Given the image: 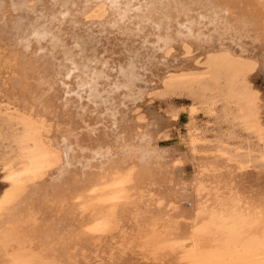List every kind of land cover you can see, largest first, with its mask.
<instances>
[{
  "label": "bare ground",
  "instance_id": "bare-ground-1",
  "mask_svg": "<svg viewBox=\"0 0 264 264\" xmlns=\"http://www.w3.org/2000/svg\"><path fill=\"white\" fill-rule=\"evenodd\" d=\"M183 98L190 103L179 106L178 100ZM156 100L167 104L169 109L164 113L159 111L153 103ZM184 111L187 120L182 132L179 118ZM172 137L177 139L176 144L161 146V142ZM109 164L112 170L108 169L111 165L106 166ZM92 166L99 167L97 169L101 171L107 167V173L98 171L100 173L95 175L96 169ZM192 167L200 171L197 175L202 180L199 177L201 181H197V175L192 178L193 181L187 180L191 187L184 183V187L180 186V191L178 189L184 192L183 195L176 191L180 185L178 180H185L181 176ZM200 169H205L207 174L210 173L207 170H213L208 178L210 181L211 177L217 182L220 180L219 186L215 183V186L211 185L213 182L203 185L205 170ZM118 174L135 184L130 188H121L130 190L135 187L131 193L133 190L138 192L139 188L138 194L145 198L151 195L149 197H154L153 200L158 197L153 196L158 193L154 186H166L172 180L171 185L175 181L177 188L174 191L178 194L173 193L172 198L170 185V190L166 189L168 186H163L164 193L170 191L166 197L172 200L166 198V201L165 194L159 189L161 192L158 195L162 193L161 199H165L166 204L158 198L164 204L157 203V207H167V202L178 205L176 201L180 199V203L185 205L183 197H188V201L192 198L189 203L186 202V207L181 209L178 206L180 212L176 206L171 209L173 212L169 210L171 207H165L172 212V217L160 207L158 215L163 212L164 216L180 220L179 216H190L189 211L196 208L195 214L201 216L204 213L203 203L206 206L207 201V209L215 206L209 209L215 219H209L210 216L204 213L203 216L208 217H205L206 220L202 216L205 221L196 216L183 222L187 221L186 225L191 220L192 225L193 222H207V226H211V229L208 228L211 234H206L211 238L210 235L216 236L218 232L223 235L230 233L233 228L226 226L235 225L239 230L237 235L230 234L227 239H236L237 243L246 246L253 245L254 240H249L253 233L257 236L256 244L260 243L259 238L264 240V0H0V241L4 240L3 244L0 242V264H12L11 261L21 264V261L14 260L19 255L23 258L24 255L27 258L31 255L28 263L31 261L34 264H44L45 261V264L47 261L49 264H139L131 262L132 258L135 254L136 257L137 254L145 256L146 251H143L147 249L149 253H146L151 257V261L145 259L148 263L196 264L199 261L198 264H210L208 261L215 253L213 256L211 252L206 254L203 247L202 253L199 252L201 255L198 254L204 257V253L205 257H209L208 261L195 255L198 250L191 252L201 262L200 259L193 262L196 258L192 255V261L188 252L185 250L183 253L182 249V253L178 252L181 256L177 252L174 254L179 257L184 254L182 258H188V263L178 256L170 258L173 252L169 250L171 247L166 248L170 246L166 241L172 242L173 238L175 241L180 232L183 234L185 226L181 224V228L178 227L179 222H183L178 221L175 225L178 230L176 228L175 231L174 225H171L174 221L169 222L171 229L168 224L160 223L159 227L156 222L162 218L155 219L157 229L165 227V233L162 230L158 235L165 237L166 231L173 230L167 232L173 237V233L177 232L175 237L169 236L172 240L166 237L169 241L158 237L160 243L167 244L162 248L153 235L156 233L155 224L151 223L154 219L147 218L148 225L145 222L148 209L145 210L146 215L141 212V218L146 216L143 223L140 216L139 222L133 218H137L139 211L131 215L134 210L151 208L147 204L142 205L139 195L136 206L129 208L124 204L132 205L133 197L137 195L126 199L129 204L132 203L130 205L122 203V206L120 202L122 207L119 203L113 206L111 204L114 203L110 204L106 199L114 190L113 194L117 193L118 188L112 187V191L102 182L111 191L102 187L104 192L87 196V190L83 191L87 184L78 185V180L76 183L74 179H88L92 190L93 187L103 186L96 178H105L107 183L112 176L117 178ZM114 177L112 180H115ZM158 180H166L167 184L163 181L157 186ZM148 181L151 184V181H157L153 182V189L147 186V192L151 191V194L144 193L146 188H140ZM193 182L196 183L194 188ZM206 184L212 189L202 187ZM74 185L76 190L85 194L70 192V187ZM182 188L189 191V195ZM213 188L218 190L215 197L222 191L224 196L218 195L220 198L214 200ZM190 189L202 195L196 193L194 196ZM205 190H212L213 194ZM152 192L155 193L152 195ZM102 194L109 196L105 198ZM179 194L183 196L177 197L178 200L174 198ZM80 195L87 196L85 201L76 202V197ZM191 201L198 203L195 208ZM108 202L112 208L119 206V209H110ZM105 207L110 210L109 213L113 211L112 217L116 214V225L119 223L122 226L120 221L125 217L124 212L130 213L129 219L123 220L125 226L118 225L123 229H113L110 232L112 237L103 233V238L92 233L93 229H88L91 234L86 232V226L89 228L95 224L89 216L105 213ZM176 209V214L180 215L173 214ZM199 210L203 213L199 214ZM102 213L101 217L106 218L108 213L105 216ZM149 213L148 216L151 215ZM164 218L165 222L170 220ZM112 219L111 223L114 222ZM128 222L145 225L141 230L148 237L152 235L154 240L146 234L142 235L139 227L143 225L134 228L137 225L132 227V223L128 225ZM146 225L153 229L147 230ZM212 228L220 230L213 233ZM157 229V232L161 231ZM146 230H153V234L149 232L151 235H148ZM219 233L218 236L221 235ZM140 234L141 241L140 236L138 239L134 237ZM207 235L205 238L201 235L203 240L198 239L207 241ZM239 236L242 237L240 241ZM144 237L148 246H145L144 239L142 241ZM113 240H116V245ZM123 240H126L125 244ZM156 242L157 248L153 250ZM120 243L123 247L117 248ZM7 252L12 254L13 260L10 261L12 258ZM151 252L157 255V260L158 255H165L159 258L161 263H155L156 258ZM14 253L20 254L17 256ZM167 255L170 261L166 260ZM216 255L219 262L214 263L224 264L226 259L220 260L224 254ZM249 255L242 256L243 260L240 258L236 263H257L251 261ZM228 260L229 264L235 263L230 257Z\"/></svg>",
  "mask_w": 264,
  "mask_h": 264
},
{
  "label": "rangeland",
  "instance_id": "rangeland-1",
  "mask_svg": "<svg viewBox=\"0 0 264 264\" xmlns=\"http://www.w3.org/2000/svg\"><path fill=\"white\" fill-rule=\"evenodd\" d=\"M259 84L261 85V80L259 81ZM161 102H162V101L156 100V101L153 102V103H155V105H156V107H157V109H158L159 111L162 110V112L164 113V110L169 109V106H168L167 104H165L164 102H162V103H161ZM189 103H190V101H189L188 99H186V98L184 99V98H183L182 100H178V103H177V104H178L179 106H182V105H186V104H189ZM177 104H176V105H177ZM157 105H158V106H157ZM182 116H183V117H182ZM186 120H187V114H186V112L184 111V112H182V114L180 115V118H179V121H180V128L182 129V132H184V124H185ZM202 121H203V120H202ZM176 143H177V139H176L175 137H172L171 139L166 140V141H164V142H161L160 144H161V146H165V147H166V146H170V145H173V144H176ZM91 164H92V163H91ZM94 165H95V163H93V166H94ZM96 165H98V163H97ZM110 165H111V164L106 165V166H110ZM93 166H92V167H93ZM104 166H105V165H104ZM115 167H116V166H115ZM93 168L96 169V170L93 169L94 172H96L95 175H97V173H98V174L100 173V172H98V171H101V170H98V169H100L99 167H97L98 169L96 168V166L93 167ZM109 168H110V169L113 168L112 165H111L110 167H108V169H109ZM193 168H195V167H192V169H191V173H183V175L181 176V179H185V180H181V181H179L178 179H176V181L178 180V182H180V185H179L178 188H177V185L174 184L175 181H173V182H172L173 184L171 183V185H170V182H171L172 180H171L170 182H168V184H167L166 180H162L161 182H160L159 180H158L159 182L155 181V182H157V183H156L157 186H158V183H160L159 185H161V184L164 183V182L167 184L166 186H168V187H166V186H164L165 184H163V185L159 186V187H161V188H159V187H158V188H157V187L155 188V186H154V183H155V182H154V181H151L152 184L149 183V181L147 182V184H146V182H145V183H142L143 186L140 185L141 187H140V186H139V187H140L141 189H143V187L146 188V189H143V191H146V192H144V193L151 194V193H149V192H151V191L147 192L148 187L151 188V186H152V189H153V186H154V189H157L158 193H157V191H155L157 194H154L155 192H152V195L154 194L153 196H155V195L158 196V197L155 196V197L157 198L156 202H154L156 198L153 200L154 197H153V198H152V197H149V196H151V195H149V196L147 195L148 198H149V199H148V198H145V197H143L142 195L138 194V193H139V188H138V192H137V190H136V191L133 190V191H132L133 194L131 193V189H133V188L135 189V187L131 188L130 190H129V189H127V190L124 189L125 187L130 188V185H135V184H134V182L131 181L130 179H129V180L126 179V178L124 179L123 176H122V178H121V175L119 176V174H118L117 178L119 179V177H120L121 181H120V179H119V181H118V179L114 177L116 174H114V176H112L113 174L111 173L112 175H110L109 177L111 178V176H112V178L114 177L115 180H114V179L112 180V178H111V180H110V181H111V184H110V181L107 180V183H109V185L106 183V180H104L105 178H101L102 180L100 179V177H99V178H96V179L100 180L101 184H102V182H103V183L105 182L104 184H105L106 186H108V187H111L112 191H113L114 189L118 188V189H116V190H118L117 193L115 192V194H113L114 191H115V190H114L113 193L111 192L112 194L110 195V197H108L109 195H106V196L108 197L106 200H107V201H110V204H111V203H114V204H111V205H113V206H114L116 203H117L116 205H118V203H119V206H121V205L123 206L122 203H128L129 200L127 201L126 199H128V197H130V199H132V196H134V195H137V196H134V197H135V204H134V197H133V204L130 203V204H132V205H130V204L128 203L130 206L124 204V207L127 206V207L130 208L131 206H136V203H137L136 201H137V199H138L139 197H141L142 200H145V201H142V200H141L142 205H143V204H144V205L147 204V206L149 205V206H151V208H149V207L147 208V207L145 206L146 208H144V211L141 210V209H140V210H137V209H136L137 211L134 210V211H133L134 213H132L129 209H126V210H129V212L132 213V214H131L132 216H133V214L136 215V212L138 213V211H139V215H136L137 218L133 216V218H135V220L137 219V222H139L138 220L141 218L142 213L144 212V213H143L144 215L147 214V215H146L147 217L143 215V217H146L145 220H146L147 218H149V219H151V218L154 219V223H153V222H151V223H152V224H155V225L153 226V228L156 227V229H157L156 223H158V226H159V227H160V225H159L160 223H159V222H156L155 219L157 220V219H158L159 217H161V216H162V217H166V218L168 217L167 219H169L170 217H172V216H170V215H172L171 213L173 212L171 209L174 210V208H176V207L178 208L179 205H180V206L182 205V207L179 206V208L182 209L183 207H186V204L190 202V199L192 200V198H189V201H188V197H187V199H186V197H185V198L183 197L182 201L184 202V201L186 200V201L184 202L185 205H183V203H180V200H181V199H180L179 202L176 201L177 203H179L178 205H173L174 202H173L172 204H169V203L167 202V207H166V205H162L163 208L160 206L161 203H162V204L165 203V199H166V198L168 199V196L166 197V194H167V193H164V191H166V190H164V189H165L164 187H166V189L168 188V190H170V188H171V190H172L173 192H171V194H170V191H169L168 194L172 195V196H171L172 198H173V193L176 194V195L178 194V193H176L174 190H176V188H177L176 191H178V189H179V191H180V188H181L180 186L184 187V186H183L184 183H187L185 186H188V184H190V187H191V183H190L191 180H190V179H192V178L195 179L194 176L197 175V172H198V174H199V172H200L198 169H196V171H195V169H193ZM196 168H198V167H196ZM102 169H103V167H102ZM114 169H115V168H114ZM117 169H118V167H117ZM93 170H92V173H93V176H94V172H93ZM106 170H107V167H105V171H106ZM111 170H112V169H111ZM200 170H201V171H202V170L204 171L205 169H200ZM102 171H104V169H103ZM102 171H101V173H102ZM105 171H104V172H105ZM207 171H210V173L213 174V170H212V171H211V170H207ZM194 172H195V173H194ZM205 172H206V170L204 171V173H205ZM89 173H90V171H88V174H89ZM106 173H107V171H106ZM210 173H208V174L205 173V174H207V176L204 174L203 177H205V180H203V182H202L203 185H204L205 183H209V184H211V182H213V184H211V185H213V186L218 185V184H219L218 182H220V180H218V182H217L216 179H214V180L217 182V184H216V182H214L213 178L211 177V176H212V174H211V175L209 176V177H211V181H210V178H208V175H209ZM88 174H87V172H86V175H88ZM214 174H216V173H214ZM201 175H203V172H201ZM89 176L92 177L91 174H90ZM89 176H87V177H89ZM98 176H99V175H98ZM77 177H78V176H77ZM90 177H89V178H90ZM196 177H198V178L196 179L197 181H198V179L200 180V178H201V180H202V177H201L200 175H197ZM199 177H200V178H199ZM84 178H85V176H84ZM84 178H83V179H84ZM206 178H207V179H206ZM74 179H75V182H76V183H77V180H78V182H79L78 185H85V184H87V187H84V188H83V191H86V190H87V193H86L87 196H89L88 194H90V196H91V195H95V194L97 195L98 193H101V192L103 191L102 187H103V188H108V187H106L104 184H102L103 186L100 185V186L95 187V188L93 187L92 190H90L91 187H89V185H88V182H90V181H89L88 179H86V180H88L87 183H86V180H85V179H84V180L80 179V180L84 181V183H82V181H79V177H78V178H74ZM116 180H117V181H116ZM126 180H127L128 182L130 181L132 184H131L130 182L128 183ZM187 180H190V181H187ZM201 180H200V181H201ZM108 181H109V182H108ZM114 181H115V182H114ZM163 181H164V182H163ZM183 181H185V182H183ZM192 181H193V179H192ZM209 181H210V182H209ZM98 182H99V181H98ZM112 182H113V183H112ZM125 182H126V183H125ZM153 182H154V183H153ZM178 182H176V183H178ZM182 182H183V183H182ZM188 182H189V183H188ZM195 182H196V181H195ZM195 182L192 183V184H193L192 187L194 186V184H196ZM72 183H73V181H72ZM148 183H149V185H148ZM181 183H182V184H181ZM214 183H215V185H214ZM0 184H1V183H0ZM73 184H74V183H73ZM73 184H72V185H73ZM144 184H145L146 186H145ZM70 185H71V183H70ZM169 185H170V188H169ZM172 185H173V186H172ZM174 185H176V187H174ZM201 185H202V184H201ZM206 185H207V184H206ZM123 186H124V188H121V187H123ZM147 186H148V187H147ZM163 186H164V187H163ZM171 186L174 187V188H172ZM218 186H219V185H218ZM218 186H216V187H218ZM112 187H114V189H113ZM162 187H163L164 189H162ZM202 187L205 188V187H210V186L207 185V186H202ZM202 187H201V189H203ZM211 187H212V186H211ZM211 187H210V189H212ZM76 188H77V187L74 185V186L70 187L69 191H70V192H73V194H74L75 192H81V191H79V190H76ZM119 188L122 189V190H120ZM193 188H194V187H193ZM100 189H102V190L100 191ZM108 189L110 190V188H108ZM108 189H107V191H108ZM159 189L162 190V193H163V194H165V195H163V196H165L164 201L161 199V196H160V195H162V193H160V195H158V194H159V191H160ZM182 189H183V191H185L184 188H182ZM182 189H181V191H182ZM186 189H189V188H186ZM205 189H206V188H205ZM208 189H209V188H208ZM208 189H207V190H208ZM216 189H217V188H216ZM104 190H106V189H104ZM119 190H120V191H119ZM123 190H124V191H123ZM128 190L130 191L131 194L128 192ZM149 190H151V189H149ZM163 190H164V191H163ZM213 190H214V194H213V193H212V194H213L214 196H213L212 198H214V200H215V198H220V197H217L218 195H219V196H224V192L222 191V192H223V195H222V194H221L222 192L219 191L221 195L218 194V195H216V197H215V194H217V193H215V192H216V191L218 192V190H215L214 188H213ZM98 191H99V192H98ZM110 191H111V190H110ZM126 191H127L128 193H127ZM141 191H142V190H140V193H141ZM143 191H142V194H144ZM179 191H178V192H179ZM190 191H192V190L190 189ZM199 191H200V190H199ZM203 191H204V189H203ZM90 192H91V193H90ZM103 192H104V191H103ZM160 192H161V191H160ZM167 192H168V191H167ZM185 192H187V194L189 195V191L186 190ZM192 192H193V191H192ZM192 192H191V193H192ZM201 192H202V190H201ZM205 192H206V190H205ZM205 192H203V193H205ZM208 192H210V191H207L206 193H208ZM211 192H213V191L211 190ZM211 192H210L209 194H211ZM105 193H107V192L105 191ZM109 193H110V192H109ZM125 193H126V194H125ZM136 193H137V194H136ZM179 193H181V194L184 195V192H183V193H182V192H179ZM193 193H194V196L196 195V193L202 195V194L199 193V192H195V190H194ZM69 194H70V193H69ZM81 194H82V196H83V194H85V193H82V192H81ZM107 194H108V193H107ZM123 194H124V195H123ZM168 194H167V195H168ZM181 194H179L178 196H175L174 198H176V199L178 200L179 197L183 196V195H181ZM212 194H211V195H212ZM227 194H228V193H227ZM230 194H231V193H229L228 195H230ZM86 195H85V196H86ZM99 195H100V194H99ZM102 195L105 196V194H102ZM120 195H121V196H120ZM126 195H127V196H126ZM129 195H130V196H129ZM131 195H132V196H131ZM138 195H139V197H138ZM170 195H169V196H170ZM188 195H187V196H188ZM191 195H193V194H191ZM203 195H204V194H203ZM225 195H226V194H225ZM87 196H86V197H87ZM104 196H103V197H104ZM106 196H105V198H106ZM119 196H120V197H119ZM144 196H146V194H144ZM147 196H146V197H147ZM159 196H160V197H159ZM86 197H81V195H80V197H78V198L76 197L75 200H76V202H83V201H85L84 198H86ZM103 197H102V198H103ZM118 197H119V199H118ZM124 197H126V198H124ZM177 197H178V198H177ZM191 197H193V196H191ZM105 198H103L104 201H105ZM151 198H152L153 201L151 200ZM158 198H160L161 201H163L164 203L161 202V201H159L160 199L158 200ZM162 198H164V197H162ZM172 198H169V199L172 200ZM193 198H194V197H193ZM210 198H211V197H210ZM167 199H166V201L169 200V199H168V200H167ZM176 199H174V200H176ZM184 199H185V200H184ZM194 199H195V198H194ZM118 200H119V201H118ZM148 200L151 201V202H148ZM123 201H125V202H123ZM146 201H147V202H146ZM157 201H158V202H157ZM182 201H181V202H182ZM194 201L197 202L196 199H195ZM194 201H193V202H194ZM204 201H205V200H204ZM120 202H121V205H120ZM130 202H131V201H130ZM143 202H146V203H143ZM152 202L155 203L154 206H153V203H152ZM186 202H187V203H186ZM191 202H192V201H191ZM193 202H192V203H193ZM195 202L193 203V204H195L194 208H195V207L197 206V204H198V203H195ZM200 202H201V204L203 203V201H200ZM210 202L212 203L213 201L210 200ZM106 203H107V202H106ZM138 203H139V199H138ZM141 203H140V204H141ZM148 203H149V204H148ZM157 203L160 204L159 207H160L162 210H161L159 207H157ZM177 203H176V204H177ZM211 203H210V205H211ZM140 204H137V205L139 206ZM151 204H152V205H151ZM165 204H166V203H165ZM168 204H169V207H168ZM193 204H192V206H191V203H190V204H189L190 207H193ZM199 204H200V203H199ZM106 205H107V204H106ZM106 205H105V206H106ZM108 205H109V202H108ZM108 205H107V207H110V209H115L116 207H117V208H116L115 210L119 209V206H115L114 208H112L113 206H110V205L108 206ZM207 205H209V203H207V201H206V206H205V203H203V206H204V207L201 205V208L203 207V211H204V213H205L208 217L210 216L209 219L213 220V219H215V216L213 217V216L211 215L213 211L210 212V210H211L213 207L215 208V206H213V207L211 206L212 208H211V207H208V208L210 209V210H209V209L206 208ZM122 206H121V207H122ZM172 206H173V208H172ZM174 206H176V207H174ZM198 206H199V205H198ZM127 207H126V208H127ZM154 207H155V208H154ZM165 207H166L167 209H169V208L171 207L169 210L172 211V212L166 210ZM187 207H188V206H187ZM105 208H106V207H105ZM158 208H159V209H158ZM179 208H178V212H180V211H179ZM199 208H200V207H199ZM102 209H103V212H104V210H105L104 207H103ZM102 209H101L100 211H102ZM147 209H148L149 211H152L153 213H149V211H148ZM151 209H152V210H151ZM155 209H156V210H155ZM190 209H191V208H190ZM126 210H125V211H126ZM145 210H147V212H148L149 214H151L153 217H151V215L148 216V213H146ZM154 210H155V211H154ZM160 210L163 211V212H164L165 210L168 211L170 214H169L168 212H167L166 214H168L170 217H169L168 215H167V216H164V215H166V214H164L163 212H162V215H161V214L158 215L157 213H160V212H161ZM192 210H193V208H192ZM200 210H202V209H200ZM200 210L198 211L199 214H200V213H203V211L200 212ZM208 210H209V211H208ZM213 210H215L214 212H216V209H213ZM106 211H108V212H106ZM106 211H105V213L100 212V214H98V215L95 213V214H93L92 216H89V217L92 218V219H91L92 221H91L90 219H89V221H91L92 223H95V224L92 225L91 222H90V224H91L92 226H91V227L89 226V228H87V226H86V228H85L84 230H87L86 232H88L89 234H91L89 231H92V229H93L92 233L94 232L95 235H97V234H98V235H101V237L103 238V235H104V236H105V235H107V236L110 235V232L112 233V232H113V229L116 230V228H118L119 230L117 229L116 231H120L121 229H123V228H120V227H119V226H121V224H120V225H119V223H118L117 225L115 224V223L117 222L116 214L114 213V217H112V215H113V211L111 210L112 212L109 213L110 210H108L107 208H106ZM158 211H159V212H158ZM195 211H196V208H195ZM195 211H194V210H193V211H191V210L189 211L190 216H191V213L194 212V213L192 214L193 216H191V217L189 216V214H188L189 217L185 215L184 218H183V215H181L182 218H183V220L181 219V216H179V217H180V220H175V219H177V218H176V217H173V218H175V219L173 220L172 218H170V220H169L168 222H165L166 219L163 218L164 221H162L161 223H162V224H165V226H166V224H168V226H170L169 228L173 229V228L171 227L172 223H171V225H169V224H170V223H169L170 221H172V222L174 221V223L176 222V225H178V221L183 222L184 220H187L188 218H192V217H193V219H195L194 217L198 216V214H195V213H197V211H196V212H195ZM206 211H207V212H206ZM123 212H124V211H123ZM141 212H142V213H141ZM176 212H177V209H176V211H174V213H173L175 216H176L177 214L180 215L179 213L176 214ZM93 213H94V212H93ZM101 213H102V216H103V214H104V216H105V215L108 213V214H107V217H108V216H110V217H108V219H107V217H106V218L101 217ZM111 213H112V215H111ZM124 213H125V214H124ZM124 213H122V214L125 215V217H124V215H123V217H124V219H125V221H126L127 219H129V217H130L131 215H130V213H128V211H127V212H124ZM126 213L129 215V216L127 215V218H126ZM145 213H146V214H145ZM183 213H184V212H183ZM204 213H203V215H204ZM210 213H211V214H210ZM109 214H110V215H109ZM154 214H157V216H155ZM181 214H182V213H181ZM185 214H187L186 211H185ZM208 214H209V215H208ZM118 215H119V214H118ZM140 215H141V216H140ZM174 215H173V216H174ZM203 215L201 214V216H198V217H196V218L199 219V217H202ZM93 216H94V217H93ZM95 216H96V217H95ZM97 216H98V217H97ZM99 216H100V217H99ZM139 216H140V217H139ZM207 216H205V217H207ZM111 217H112V218H115V217H116V219H112ZM138 217H139V219H138ZM143 217H142V218H143ZM154 217H156V218H154ZM179 217H178V219H179ZM203 217H204V216H203ZM203 217H202V219H200L201 221H202V220L205 221V219L207 220V218H208V217H207V218L204 217L205 219H203ZM102 218H104L105 221H104V219L102 220ZM118 218H120V217L118 216ZM142 218H141V219H142ZM110 219H112V222H113V221H114V222L111 223V220H110ZM124 219L122 218V221H120V219H118V220L120 221V223H122V224L125 226L126 223L124 224V222H123ZM152 219H151V220H152ZM99 220H101V221H99ZM108 220H109V221H108ZM189 220H190V219H189ZM221 220H222V219H221ZM96 221H97V224H96ZM119 221H118V222H119ZM143 221H144V218H143V220L140 221V222L143 223ZM149 221H150V220H149ZM187 221H188V220H187ZM187 221H186V222H183V223H180V222H179L180 226L178 225V227H180V228H181V224H182V227L185 226V231L183 230V228L180 229V230H183V231H182L183 234H181V232H180V234H179V238H180L181 240H180L179 238H176V240L174 241V239H175V238H173V237H175V236H174V233H177V232H174V233H173V237H172V234H171V235H170V234L167 235L169 232H173V230H172V231H171V230L166 231V236H165V237H164V236H160V235H158V234L162 233V230H164V229H163L164 226L160 229L161 231L159 230V227H158L157 230L160 231V232H157L156 229L154 230V233L156 232L155 234H156L157 236H156L155 234H153V230H152V232L149 231V232H151V234H153L155 237H157V238L155 239L156 241H159V240H157L159 236H160V237H159L160 240H161V238H163V237L165 238V240H162V241H166V240H168V239H169V240H170V239L172 240V238H173V241H172V242H170L169 240H168L169 242L166 241V243L170 244V246L167 245L165 242H163V244H162V243H160L161 241H159L160 246H162V248H165V245L168 246V247H166L167 249H169V248L171 247V249H169V250L171 251V253L173 252V254H171V253H167V252H166L168 255L171 254V255H169V256H171L170 258H172V257H174V256H178L177 253H178L179 251L182 253V250H183V253H185V250H186V253H187V252L189 253V254L187 253V255H189V258L192 259V261H193V259L196 258V257H195L196 254H197V256L200 257V255H201L200 253H202V247H203V249H205L206 251H210L211 253H213L212 255H214V253H215V254H224V255L220 258V260H223V261H225V259H227V258H229V257H230V259L232 258V261H233V258H234L235 260H237L236 258L239 259V258H241L243 255H244V256H248L249 254H251L252 257H251V255H249L250 258L252 259L251 261H255V262H257V260H260V261H261L260 263L262 264V260H264V240H262V239L259 238V240H261L260 243H261L262 241H263V243H261V244H260V243H257V244H256V243H255V237H256V239H257L256 234H254V233L252 234V233H251L252 235H250V236L248 235L249 238H250L249 240L253 239V240H254L253 242H254L256 245L253 243V245H247V246H249V247H247L244 243H243V244H242V243H237V242H236V241H237L236 239H234L235 242L233 241V239H232V240L227 239V236H230V234H233V236H234V233H235V236H236V235H237V232L239 231V230L237 231V227H234L235 225H228V226H226L227 228H233V229H234V230L232 229L230 233H227L226 235H223V236H221V237H217V238L214 239V240L211 239V240H209V241H205V242H203V243H202V242L200 243L199 241H197V237H196L197 235H196V234H197L198 232H200L201 230H202L201 232H203L204 230H206V228H208V226H209L210 224H208V226H207V222H206V223H204V222L201 223V221H199L198 223L193 222V225H194V226H193L192 223L190 224V222H192L193 220H191L190 222H188L189 225H188V224H187V225L185 224V223H187ZM100 222H101V223H100ZM135 222H136V221H135ZM135 222H134V223H135ZM137 222H136V223H137ZM145 222H146L147 225H148V223H149V222H148V219H147V221H145ZM145 222H144V223H145ZM155 222H156V223H155ZM98 223H99V224H98ZM131 223H132V222H130V223L128 222V225L131 224ZM141 223H139V225L136 224L137 226H136L135 224L132 223V227L136 226V227H134V228H137L138 226L143 225V224H141ZM194 223H196V224H194ZM225 223H226V222H225ZM90 224L88 223V225H90ZM111 224H112V226H111ZM113 224H114V225H113ZM183 224H185V225H183ZM199 224H203V225H199ZM115 225H116V226H115ZM118 225H119V226H118ZM123 225H122L121 227H123ZM147 225H146L147 230H151V229H153V228H151L152 226H151V227H148ZM190 225H192V226H190ZM198 225H199V226H198ZM104 226H105V227H104ZM144 226H145V225L139 227L140 232H141V231L143 232V230H141V228L144 227ZM187 226H189V228H188ZM206 226H207V227H206ZM106 227H108V228H106ZM112 227H113V228H112ZM114 227H115V228H114ZM186 227H187V229H189L188 231L186 230ZM201 227H202V228H201ZM212 227L215 228L214 226H212ZM219 227H220V226H219ZM219 227H218V228H219ZM102 228H103V229H102ZM105 228H106V229H105ZM125 228H126V227H125ZM134 228H133V229H134ZM144 228H145V227H144ZM148 228H149V229H148ZM164 228H165V227H164ZM174 228H175V231H176V228H177V227L174 226ZM190 228H191V229H190ZM194 228H195V229H194ZM200 228H201V229H200ZM220 228H221V227H220ZM241 228H242V227H241ZM88 229H91V230L88 231ZM111 229H112V230H111ZM139 229H138V230H139ZM142 229H143V228H142ZM166 229H167V228H166ZM216 229H217V227H216ZM239 229H240V228H239ZM110 230H111V231H110ZM134 230H135V229H134ZM134 230H133V231H134ZM147 230H146V232L148 233V235H151V234H149V232H148ZM177 230H178V228H177ZM198 230H199V231H198ZM167 232H168V233H167ZM189 232H190V233H189ZM196 232H197V233H196ZM201 232H200V233H201ZM224 232H226V231L224 230ZM103 233H104V234H103ZM124 233H125V232H124ZM157 233H158V234H157ZM163 233H165V230H164ZM195 233H196V234H195ZM102 234H103V235H102ZM114 234H115V232H114ZM114 234H113V235H114ZM144 234H146V233L143 232L142 235H144ZM184 234H185V235H184ZM186 234H187V235H186ZM194 234H195V235H194ZM98 235H97V236H98ZM161 235H162V234H161ZM164 235H165V234H164ZM175 235H176V234H175ZM180 235H181V236H180ZM254 235H255V236H254ZM122 236H124V235H122ZM139 236H140V237H139ZM145 236L148 237L147 234H146ZM169 236L172 237V238H170ZM242 236H243V235H242ZM246 236H247V234H245V237H246ZM109 237H112V236L110 235ZM134 237H135V238L139 237V240L141 241V239H140V238H141V234L138 235V236L135 235ZM152 237H153V236L151 235V237H148V238H152ZM166 237H167L168 239H167ZM177 237H178V236H177ZM186 237H187V238H186ZM193 237H194V238H193ZM243 237H244V236H243ZM102 238H101V239H102ZM105 238L107 239L108 237H105ZM126 238H127V237H126ZM195 238H196V239H195ZM238 238H239V237H238ZM101 239H100V240H101ZM137 239H138V238H137ZM143 239H144V242H145V241H146L145 239H147V238H145V237L142 238V241H143ZM152 239H153V238H152ZM152 239H149V240H152ZM177 239H179V240H177ZM97 240H98V239H97ZM97 240H95V242H96ZM100 240H99V241H100ZM116 240L119 241V239H116ZM116 240H115V241H116ZM133 240H135V239L133 238ZM139 240H137V241H139ZM153 240H154V239H153ZM246 240H248L247 237H246ZM259 240H258V241H259ZM3 241H4V240H3ZM3 241H0V242H2V244H3ZM99 241H98V242H99ZM113 241H114V240H113ZM115 241H114V244L116 243ZM135 241H136V240H135ZM258 241H256V242H258ZM122 242H123V244H125V243H126V240H125V241L123 240ZM124 242H125V243H124ZM100 243H101V241H100ZM140 243H141V242H140ZM146 243H147V241L145 242V246H148V245H146ZM154 243H155V242H153V244H154ZM157 243H158V242H156V244L154 245L153 250H155V249L157 248V247H156ZM164 243H165V244H164ZM175 243H176V244H175ZM4 244H6V243H4ZM96 244H97V243H96ZM98 244H99V243H98ZM120 244H122V243H120ZM120 244L117 245V248H118V247H119V248H122V247H123V244H122V246H121ZM141 244H144V243H141ZM149 244H152V242L149 241ZM161 244H162V245H161ZM172 244H173V245H176L177 247H176V246H172ZM178 244H179V245H178ZM8 245H9V244H8ZM112 245H113V244H112ZM115 245H116V244H115ZM158 245H159V244H158ZM163 245H164V247H163ZM254 245H255L256 247H255ZM257 245H259V246H257ZM110 246H111V245H110ZM113 246H114V245H113ZM113 246H111V247H113ZM120 246H121V247H120ZM138 246H139V245H138ZM145 246H143V248H144ZM160 246H158V247H160ZM180 246H182V247H180ZM200 246H201V247H200ZM114 247H115V246H114ZM114 247H113V248H114ZM135 247H136V246H135ZM140 247H141V246H140ZM151 247H152V246H151ZM151 247H146L145 249H147V248L151 249ZM174 247H175V251H174ZM204 247H205V248H204ZM259 247H260V248H259ZM109 248H110V247H109ZM133 248H134V247H133ZM137 248H138V247H137ZM172 248H173V251H172ZM246 248H247V249H246ZM248 248H249V249H248ZM253 248H254V249H253ZM258 248H259V249H258ZM115 249H116V248H115ZM138 249H139V248H138ZM176 249H177L178 251H177ZM181 249H182V250H181ZM257 249H258V251H256ZM112 250H113V249H112ZM116 250H117V249H116ZM142 250H143V249H141V251H142ZM147 250H148V249H147ZM147 250H144L143 252H145V251L147 252ZM169 250H168V251H169ZM195 250H198V252L195 251ZM252 250H253V251H252ZM261 250H262V251H261ZM113 251H114V250H113ZM137 251L139 252V250H137ZM191 251H193V253H194V251H195V255H193V253H192ZM249 251H250V253H249ZM143 252H142V254H144ZM146 252H145V256L147 255V258H145V256H143V255H141V256H142V257H141V256H139V254H137V257H136V254H135V257L132 258L133 261L131 260V262H135V263L138 262L139 264H140V263H143V262H144V263H145V262L148 263L147 261H151V259H150L151 257H148L149 254H147V253H149V252H147V253H146ZM175 252H177L176 255L174 254ZM180 252H179V253H180ZM196 252H197V253H196ZM199 252H200V253H199ZM247 252H248V253H247ZM254 252H255V253H254ZM7 253H8V252H7ZM7 253H6V254H7ZM10 253H12V252H10ZM111 253H112V251H111ZM151 253H152V252H151ZM154 253H155V252H154ZM179 253H178V254H179ZM190 253H192V254L190 255ZM198 253H199L200 255H199ZM244 253H245V254H244ZM8 254H9V253H8ZM14 254H16V253H14ZM14 254H13V256H14ZM19 254H20V253H18V255H19ZM10 255H11V256H10ZM16 255H17V254H16ZM16 255H15V256H16ZM18 255H17V256H18ZM151 255H153V253H152ZM168 255H167V257H166V258H167L166 260H169V261H170V258L168 259ZM172 255H173V256H172ZM187 255H186V256H187ZM192 255L194 256V258H191ZM203 255H204V257H200L201 259H207V258H208V256L205 257L206 255H205L204 253H203ZM203 255H202V256H203ZM257 255H258V256H257ZM8 256H9L10 258H12V259H10V261L13 260L12 254H9ZM15 256H14V257H15ZM28 256H30V257L27 258L26 255H24V258H23V257H21V256L19 255L17 258L15 257L14 260H15L16 262H18V263L21 261V264H24V262H26V264H30V263H31V264H34V263H32L31 261H30V263H28V262H29V258H32L31 255H28ZM132 256H133V255H132ZM132 256H131V257H132ZM138 256H139V257H138ZM159 256H160V257H159ZM163 256H165V255H163ZM163 256L158 255V260H157V255H156V256L153 255V257L156 258V260L154 259L155 263H156V261H159V258H161V257H163ZM179 256H181V255L179 254ZM179 256H178V257H179ZM183 256H184V254H183ZM183 256H182V257H183ZM256 256H257V257H256ZM9 257H8V259H9ZM25 257H26V259H25ZM106 257H107V256H106ZM124 257H125V256H124ZM182 257H179V258L181 259ZM187 257H188V256H187ZM199 257H197L198 259L196 258L195 261H193V262H196L197 260H199V259H200ZM22 258H23V259H22ZM107 258H108V257H107ZM143 258H144V259H143ZM175 258H177V257H175ZM175 258H173V259H175ZM16 259H17L18 261H17ZM19 259H20V260H19ZM124 259H125V258H124ZM127 259H129V261H130L131 258L128 257ZM140 259H141V260H140ZM142 259H143V260H142ZM145 259H147V261H146ZM148 259H149V260H148ZM183 259L187 260V263H188V260H189L188 258H182L181 260H183ZM201 259H200V262H201ZM255 259H256V260H255ZM30 260H31V259H30ZM32 260H34V259H32ZM35 260H36V259H35ZM113 260H114V259H113ZM134 260H136V261H134ZM137 260H139V261H137ZM161 260H162V259H161ZM161 260L159 261L160 263H161ZM163 260H164V259H163ZM207 260H208V259H207ZM207 260H206V261H207ZM40 261L42 262V260H40ZM40 261H39V262H40ZM44 261H45V260H44ZM114 261H115V260H114ZM152 261H153V260H152ZM183 261H184V260H183ZM189 261H190V260H189ZM192 261H191V262H192ZM202 261H204V260H202ZM237 261H238V260H237ZM247 261H249V260H247ZM11 262H12V264H14L13 261H11ZM16 262H15V263H16ZM33 262H34V261H33ZM36 262H37V260H36ZM159 262H158V263H159ZM166 262H167V261H166ZM166 262H165V263H166ZM178 262H179V261H178ZM180 262H181V261H180ZM191 262H190V263H191ZM197 262H199V261H197ZM197 262H196V264H198ZM213 262H214V261H213ZM43 263L45 264L46 261L43 262ZM50 263H51V262H50ZM144 263H143V264H144ZM162 263H164V262H162ZM184 263H185V262H184ZM184 263H183V264H184ZM235 263H236V262H235ZM235 263H234V264H235ZM19 264H20V263H19ZM47 264H49L48 261H47ZM97 264H98V263H97ZM148 264H153V263H148ZM179 264H180V263H179ZM191 264H195V263H191ZM199 264H200V263H199ZM202 264H204V263L202 262ZM210 264H211V263H210ZM218 264H219V263H218ZM224 264H229V260H228V262H227V260H226Z\"/></svg>",
  "mask_w": 264,
  "mask_h": 264
},
{
  "label": "flooded vegetation",
  "instance_id": "flooded-vegetation-1",
  "mask_svg": "<svg viewBox=\"0 0 264 264\" xmlns=\"http://www.w3.org/2000/svg\"><path fill=\"white\" fill-rule=\"evenodd\" d=\"M187 173H191V169H190V168L187 169ZM101 198H102V197H101ZM101 198H100V199H101ZM59 199H60V196H59ZM101 200H103V198H102ZM61 201H62V200H61ZM161 218L163 219L164 217H160V218H158V219H161ZM162 219H161V220H162ZM161 220H159L158 222L161 223ZM163 220H164V219H163ZM163 220H162V221H163ZM198 221H199V220H198ZM197 223H198V222H197ZM173 225L175 226L176 223H173L172 226H173ZM209 227H211V226L209 225L208 228H209ZM208 228H206V230L203 231L202 234L200 233L201 235H204L203 238H205V236L207 235L206 233L211 234V233L208 232V230L211 229V228H209V229H208ZM212 229H213V228H212ZM219 230H220V229H219ZM219 230H218V231H219ZM206 231H207V232H206ZM212 231H214L213 233L218 232V231H216V230H214V229H213ZM204 232H205V233H204ZM218 233H219V232H218ZM218 233H216V236H218V235H217ZM198 234H199V233H198ZM198 234H197V236H196L197 239H198V238H201V235H200V234L198 235ZM219 234H221V235H219L220 237L223 236L222 233H219ZM224 235H226V234H224ZM210 236H212V238L209 237V236L207 235L206 239L208 238V240H211V239H213L214 237H216L215 235H210ZM219 236H218V237H219ZM240 237H241V236H239L238 241H240ZM210 238H211V239H210ZM201 239H202V238H201ZM215 239H216V238H215ZM241 239H242V237H241ZM198 240L201 241L200 239H198ZM202 240H203V239H202ZM208 240H207V241H208ZM213 240H214V239H213ZM243 241H244V238H243ZM201 242H202V241H201ZM204 242H205V239H204ZM202 243H203V242H202ZM238 243H240V242H238ZM203 250H204V249H203ZM203 252L206 253V254H208L210 251H206V250H205V251H203ZM211 254H212V253H210V255H211ZM244 254H245V253H244ZM215 255H216V254H215ZM215 255H214V256L212 255V256L214 257V262H216V261H217L216 259L219 258V257H217V255H216V257H217V258H216ZM219 256H220V254H219ZM257 256H258V255H257ZM213 257H210V260L208 259L210 262L207 260L208 263H211V264H218V263H214V262L212 261V260H213ZM243 257H244V255H243ZM243 257H241V259H242ZM208 258H209V257H208ZM226 260H227V259H226ZM234 260H235V259L233 258V262H236V261L238 260V258H237V260H235V261H234ZM239 260H240V258H239ZM242 260H243V259H242ZM250 260H251V259H250ZM255 260H256V259H255ZM258 261H259V260H257V263H255V264H261V263H259L260 261H259V262H258ZM217 262H219V261H217ZM235 264H237V263H235ZM238 264H240V263L238 262Z\"/></svg>",
  "mask_w": 264,
  "mask_h": 264
},
{
  "label": "snow or ice",
  "instance_id": "snow-or-ice-1",
  "mask_svg": "<svg viewBox=\"0 0 264 264\" xmlns=\"http://www.w3.org/2000/svg\"><path fill=\"white\" fill-rule=\"evenodd\" d=\"M262 264H264V260H262Z\"/></svg>",
  "mask_w": 264,
  "mask_h": 264
}]
</instances>
